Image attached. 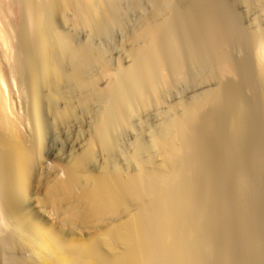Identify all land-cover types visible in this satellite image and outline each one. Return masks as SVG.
<instances>
[{
    "label": "bare ground",
    "instance_id": "6f19581e",
    "mask_svg": "<svg viewBox=\"0 0 264 264\" xmlns=\"http://www.w3.org/2000/svg\"><path fill=\"white\" fill-rule=\"evenodd\" d=\"M263 11L0 0V264H264Z\"/></svg>",
    "mask_w": 264,
    "mask_h": 264
},
{
    "label": "rangeland",
    "instance_id": "374dc122",
    "mask_svg": "<svg viewBox=\"0 0 264 264\" xmlns=\"http://www.w3.org/2000/svg\"><path fill=\"white\" fill-rule=\"evenodd\" d=\"M258 10H259V8H258ZM250 12H251V11H250ZM261 12H262V11H261ZM261 12H260V13H261ZM263 12H264V11H263ZM253 13H254V12H253ZM249 14H250V15L247 14V16H246V14H245V18L243 19L244 21L241 20V21H242V24H243V23H246V22H245L246 17H247V19H248V16H249V18H253V17H252V13H249ZM254 14H255V13H254ZM254 14H253V16H254ZM261 14H263V13H261ZM243 15H244V14L242 13V16H243ZM255 15H256V14H255ZM263 15H264V14H263ZM263 15H261V16H263ZM250 16H251V17H250ZM259 16H260V15H259ZM261 16H260V18H262ZM263 18H264V16H263ZM246 21H247V20H246ZM252 22H253V21H252ZM255 22H257L256 19H255ZM113 52H114V56L118 55L117 53H120L118 49H114V50L112 51V53H113ZM181 88H182V87H180V90L178 89V91H176V93L173 95L174 97L171 96V97L169 98V100H171V101L173 100V101H174V100H178L179 98L183 97V96L186 95V94L189 95V91H185V90H190V87H189V89H185V88H184V89H183V88L181 89ZM187 92H188V93H187ZM184 93H185V94H184ZM180 95H181V97H180ZM167 100H168V99H167ZM74 122H75V123H72V124L70 123V127H71V126H72V127L70 128L69 132L74 131L75 128H76V129L78 128V125H77V124H79V123H77L76 121H74ZM73 124H74L76 127H75ZM64 132H65V131H63V134H64ZM60 135H61V134H60ZM63 137H64V136H63ZM66 143H67V141H66Z\"/></svg>",
    "mask_w": 264,
    "mask_h": 264
}]
</instances>
